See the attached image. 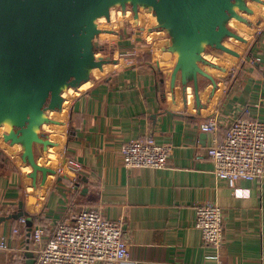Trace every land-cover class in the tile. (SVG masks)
<instances>
[{"label": "crops", "instance_id": "obj_1", "mask_svg": "<svg viewBox=\"0 0 264 264\" xmlns=\"http://www.w3.org/2000/svg\"><path fill=\"white\" fill-rule=\"evenodd\" d=\"M115 28L104 53L118 62L68 94L64 125H59L63 128L58 136L51 131L49 135L57 140L58 166L46 165L55 172L46 174L43 185L40 172L35 185L28 176L21 145L12 152L16 144L0 136V216L16 213L22 202L33 219L32 228L43 226L47 236L77 211L96 208L112 220L124 221L130 253L117 264H264V176L237 182L216 179L205 154L211 136L200 127L217 114L222 137L234 117L264 121V19L252 29L240 56L226 58L228 67L220 64L226 68L222 74L210 72L217 83L213 93L211 81L199 78L200 105L191 85L186 96L179 82L171 91L173 59L161 50L165 41L151 48L148 40V50L121 59L118 54L134 47V37L126 28ZM143 34L151 38L149 32ZM146 135L172 143L168 165L126 169L122 145ZM48 150L44 155L41 145H35L37 162L39 156L48 158ZM68 159L81 163V171H58ZM236 187L244 188L246 195L236 196ZM204 202L216 203L223 211L219 260L202 245L195 225V206ZM19 219L0 221V237L7 244L0 248V264H37L34 255H26L31 243L27 225L19 234L13 232Z\"/></svg>", "mask_w": 264, "mask_h": 264}, {"label": "water", "instance_id": "obj_2", "mask_svg": "<svg viewBox=\"0 0 264 264\" xmlns=\"http://www.w3.org/2000/svg\"><path fill=\"white\" fill-rule=\"evenodd\" d=\"M251 2L263 0H0V127L2 139L22 147L20 157L31 166L28 176L36 184L42 174L55 170L40 165L35 157V145L47 148L57 143L43 129L45 124H63L48 111H62L63 93L76 89L92 77L93 69L115 64L117 59L102 54L105 47L96 45L100 33H116L100 27V18L111 20L118 7L126 15L128 7L135 24L141 9L156 17L150 32L163 31L168 42L162 51L172 55L170 89L179 82L182 93L191 85L197 105L199 78L209 79L214 92L217 83L206 67L225 71L205 57L209 49L240 54L225 45L228 38L247 42L233 26L236 19L247 26L254 10ZM103 51V52H102ZM101 52V54L99 53ZM34 201L33 196H29ZM22 202L16 213L0 216V221L27 215L28 235L33 219L26 214ZM26 255L33 252L27 247ZM32 263V262H31Z\"/></svg>", "mask_w": 264, "mask_h": 264}, {"label": "built area", "instance_id": "obj_3", "mask_svg": "<svg viewBox=\"0 0 264 264\" xmlns=\"http://www.w3.org/2000/svg\"><path fill=\"white\" fill-rule=\"evenodd\" d=\"M124 18H127L126 15ZM128 20L132 26L136 25ZM109 26L107 29L116 30L117 33L114 27L118 24L114 23L112 17ZM108 34L113 33H100L96 38V43L105 47V51L106 43L110 41L104 35ZM132 53L121 51L119 56L123 59ZM102 54L109 55L106 52ZM200 127L211 136V143L205 154L212 161L216 179L237 182L264 176V121L234 117L222 137L219 136L217 114L210 116ZM172 147L171 142H156L152 135L134 138L122 145L121 163L126 169H161L168 165ZM197 157L200 158L201 155L198 154ZM81 169V163L68 159L58 171L78 173ZM234 193L236 196H243L246 195V190L236 187ZM25 225V218L20 217L13 232L19 234ZM195 225L201 231L202 245L219 260L224 237L222 208L210 202L196 204ZM30 238L28 248L33 252L37 264H117L128 258L131 246L124 221L112 220L96 208L77 211L68 222L58 223L47 236L43 226L33 227ZM0 248H7L3 236L0 237Z\"/></svg>", "mask_w": 264, "mask_h": 264}, {"label": "rangeland", "instance_id": "obj_4", "mask_svg": "<svg viewBox=\"0 0 264 264\" xmlns=\"http://www.w3.org/2000/svg\"><path fill=\"white\" fill-rule=\"evenodd\" d=\"M250 5L252 6V8L254 10V12L252 14L248 15V18L252 21V25L251 26H247V25L245 26L244 25L245 28H247V29H244V28L243 29H239V27H238L239 23L235 22V23L231 24V26H233L235 28V30L240 35L244 36V38L246 39L247 42L249 41V36L252 33V31H253L252 29L255 28L257 25L261 24V21H263V19H264V2L263 3H261V2H258V3L251 2ZM140 14L142 15V17H140V19L138 21V24H136L135 26H132L131 24H129L131 22H129V20H128V19H130L134 23V20L132 18V13L130 12V8L129 7H128V10L126 12V17L127 18H124L125 16L122 15V13H121V11L119 10L118 7H115L112 10V16L111 17L114 19V23L118 24V27H119V29L121 28V31L124 30V28L128 29V31H129L128 36L131 35V36L134 37V39L131 38V40H132L131 46H134V47H132L131 49H129L128 47L126 49H123V51L127 50V51L133 52L132 54L128 55V57L126 56V59H134V55H135L134 53H138L139 51H142V50H144V51L148 50V49H146V46H145V44L148 43V40H149L148 44H150L149 46L152 48V45H153L154 48H155L156 46L162 45V43H163L162 40L167 39V34L166 33H162L161 32V35L158 36L155 32L148 31L150 27H152L153 25L156 24V23L154 24V22H155L154 18H153L154 16L152 15V13L150 11H148L147 9H141L140 10ZM119 15H120V17H118ZM110 26H112V24H110ZM110 26H109V21H107L106 19H102L100 21V27L101 28L110 27ZM143 31L145 33L149 32L151 38L148 36V34L144 35ZM158 32H160V31H158ZM107 37H108L109 41L113 40L112 37H110V36H107ZM120 38H121V35H120ZM160 41H162V42H160ZM247 42L238 41L235 38H228V39H226V41L224 43L227 46L231 47L232 49L236 50L237 52L242 53V51L240 50L241 46L244 45ZM208 53H210V54H207V56L208 55H212L211 60L212 59L213 60L218 59V57H220L221 55L225 56V58H227V59H230L231 57H233L231 54H228L226 52H221L219 50L209 49ZM118 58H120L119 54H118ZM233 58H235V57H233ZM123 59H125V58L123 57ZM209 71L211 73H213V74H216V75H220V74L223 73V72L216 71V70H214L212 68H210ZM97 74H100V72L99 71H97L96 73L92 72V78L95 75H97ZM202 79L203 78L200 77V80H202ZM55 157L57 158V154L56 153H55ZM38 160H41V162L42 161L45 162V163H41L42 165H45V166L46 165L51 166V167H57L58 166L56 163L51 165L52 163L50 161H45L44 159H41L40 157L38 158Z\"/></svg>", "mask_w": 264, "mask_h": 264}, {"label": "bare ground", "instance_id": "obj_5", "mask_svg": "<svg viewBox=\"0 0 264 264\" xmlns=\"http://www.w3.org/2000/svg\"><path fill=\"white\" fill-rule=\"evenodd\" d=\"M255 3H258V2H255ZM250 7L252 8V6L250 5ZM253 9V8H252ZM149 11V10H148ZM140 17H142V15L139 13V19H140ZM154 18V24L155 23H157L156 22V17L154 16L153 17ZM102 19H105V18H100V20H99V24H100V21L102 20ZM235 22H237V23H239V29H247V28H245V24L244 23H242V22H240V21H238V20H236V19H231L230 21H229V24L231 25L232 23H235ZM245 25V26H244ZM104 29H107V27H103ZM161 32L162 33H164L163 31H160V32H156L155 31V33L159 36V35H161ZM154 33V34H155ZM155 34V35H156ZM107 36H112V34H108V35H104V37H107ZM162 41H165V44L168 42V38L166 39V40H162ZM162 41H160V42H162ZM226 45V44H225ZM227 46V45H226ZM229 47V46H228ZM231 48V47H230ZM234 50V49H233ZM169 53V52H168ZM170 54V53H169ZM207 54H210V53H207ZM207 54H205V57L207 58V59H209V60H211V58H212V55H208L207 56ZM229 54V53H228ZM212 62H216V64L218 63V65L219 64H222V65H225L226 67H228L229 65H231V62H229V61H227L226 60V58H225V56H223V55H221L220 57H218V59H215V60H211ZM109 64H106V65H104L103 66V68L102 69H98V68H95V69H93V72H97V71H104V70H108L109 69V67L110 66H108ZM224 67V66H223ZM211 67H206V69H207V71L208 72H210L209 71V69H210ZM212 69H214V68H212ZM214 70H216V71H219V72H221V70H219V69H214ZM89 82L87 81L86 83H84V85H87ZM81 86H79V88H80ZM75 90L73 89V88H69L67 91H65L64 93H63V95H64V101H65V99L66 98H68V94L69 93H73ZM186 94H187V92H186ZM63 101V105H62V111H60V112H57V111H48V114H49V116L51 117V118H53V119H56V120H59V121H64V119H63V117H65V115H66V113H67V107H68V105H67V102L65 101L64 102ZM59 125H61V124H45L44 126H43V129L45 130V131H48L49 132V135H50V131H51V135L52 136H58V134L56 133L57 131H59V129H62L63 127L62 126H59ZM64 125V124H63ZM2 132H3V127H0V136H2ZM50 135V136H51ZM51 139V138H50ZM51 140H53V141H57V140H55V139H51ZM14 146V145H13ZM57 148H59V145L57 146ZM11 151L12 152H17L19 149H20V145L19 144H16L14 147H11ZM55 152H56V146L55 145H50L49 146V150H48V158H46V157H43V156H39L41 159H44L45 161H50L52 164L51 165H53L54 163H56L55 162ZM38 157V158H39ZM24 163V162H23ZM38 163L40 164V165H42L41 163H45V162H41V160H38ZM25 165V167H26V169L28 170L29 169V171H31V166L29 165V164H24ZM55 166V165H54ZM29 171H28V173H29Z\"/></svg>", "mask_w": 264, "mask_h": 264}, {"label": "trees", "instance_id": "obj_6", "mask_svg": "<svg viewBox=\"0 0 264 264\" xmlns=\"http://www.w3.org/2000/svg\"><path fill=\"white\" fill-rule=\"evenodd\" d=\"M95 43H96V42H95ZM96 45H98V44L96 43ZM98 46H99V45H98ZM141 55H142V57H143V56H144V53H143V54H141ZM142 57H141V58H142Z\"/></svg>", "mask_w": 264, "mask_h": 264}]
</instances>
